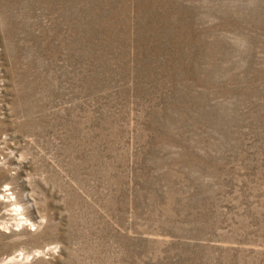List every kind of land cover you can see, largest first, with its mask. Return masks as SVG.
<instances>
[{"label":"rangeland","instance_id":"1","mask_svg":"<svg viewBox=\"0 0 264 264\" xmlns=\"http://www.w3.org/2000/svg\"><path fill=\"white\" fill-rule=\"evenodd\" d=\"M5 133L0 258L264 264V0H0Z\"/></svg>","mask_w":264,"mask_h":264},{"label":"clouds","instance_id":"2","mask_svg":"<svg viewBox=\"0 0 264 264\" xmlns=\"http://www.w3.org/2000/svg\"><path fill=\"white\" fill-rule=\"evenodd\" d=\"M0 140L7 141V133L0 137ZM5 147L6 145L0 144V148ZM7 156L8 158L15 157L18 163L27 162V159L23 154L17 156L12 149H8ZM0 166H8V161L4 156H0ZM16 173L17 172H12L11 175L15 176ZM12 188L13 186L11 183L6 182L3 185H0V202L7 205L4 209V214L9 217L8 220L0 221V231L5 233H10L13 230L20 232L27 227L35 232L36 224L25 215V207L17 201L16 193ZM40 223H46V220L41 218ZM61 246L60 242H56L51 245H46L43 249H34L31 252H27L25 249L21 248L16 250L11 256L0 258V264H32L34 259L41 257L44 259H55L60 255ZM48 253H52V255L49 256Z\"/></svg>","mask_w":264,"mask_h":264}]
</instances>
